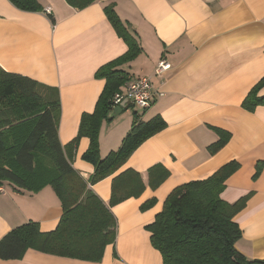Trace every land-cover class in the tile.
<instances>
[{"label": "crops", "instance_id": "crops-1", "mask_svg": "<svg viewBox=\"0 0 264 264\" xmlns=\"http://www.w3.org/2000/svg\"><path fill=\"white\" fill-rule=\"evenodd\" d=\"M42 12H25L9 0H0V67L41 84L57 88L61 101L59 139L69 145L84 114L94 112L105 87L96 72L123 56L128 48L106 14L113 5L129 24L142 51L122 69L129 83L151 77L157 93L143 120L160 115L167 127L145 141L115 175L92 186L110 204L113 179L132 169L147 184L148 170L161 164L170 176L158 189L148 185L139 198L111 208L118 221L115 245L108 246L99 263L28 250L22 259L0 264H163L151 244L147 226L162 212L169 194L178 186L205 180L221 167H241L226 183L222 198L235 203L248 197L235 216L242 230L239 252L264 260V170L255 180L256 165L264 162V106L253 112L243 102L264 77V0H98L77 10L65 0H38ZM52 9V18L44 13ZM161 60L171 68L156 74ZM264 97V87L259 92ZM134 109L126 108L105 122L99 142L101 156L117 150L129 132ZM137 113V112H136ZM216 129L231 134L217 153L208 148L219 140ZM90 140H79L73 166L89 180L94 167L83 160ZM0 240L11 230L36 222L43 232L56 229L63 214L56 193L46 187L37 194L0 187ZM155 205L142 211L151 199Z\"/></svg>", "mask_w": 264, "mask_h": 264}, {"label": "trees", "instance_id": "trees-1", "mask_svg": "<svg viewBox=\"0 0 264 264\" xmlns=\"http://www.w3.org/2000/svg\"><path fill=\"white\" fill-rule=\"evenodd\" d=\"M25 12H42L38 0H9ZM83 10L98 0H65ZM105 14L127 45L120 58L102 66L95 77L105 80V87L91 114H84L77 137L67 146L59 139L61 101L57 88L31 78L8 73L0 67V187L9 185L15 191L37 194L50 187L60 200L63 214L55 230L43 232L36 222L16 227L0 240V259L19 260L28 250L74 260L99 263L108 246L115 245L118 221L111 208L131 198H139L147 185L156 190L169 178L170 172L161 164L148 170V182L132 169L117 175L112 182L110 204L106 205L92 186L115 175L133 153L148 139L161 132L167 124L160 115L145 121L134 113L133 122L117 150L101 156L100 132L111 122L113 98L128 81L122 69L142 51L131 26L123 22L113 5ZM52 21V15L49 16ZM264 77L252 88L243 107L253 112L264 106L259 92ZM219 140L208 150L217 153L231 139L229 132L216 129ZM90 145L83 160L95 172L86 180L74 168L75 152L81 138ZM241 165L230 162L205 180L192 181L176 187L167 197L161 213L147 226L151 244L163 258V264H264L239 252L237 242L242 230L235 216L245 207L248 197L231 204L222 198L227 180ZM264 170V162L256 165V180ZM151 199L142 211L152 208Z\"/></svg>", "mask_w": 264, "mask_h": 264}, {"label": "built area", "instance_id": "built-area-1", "mask_svg": "<svg viewBox=\"0 0 264 264\" xmlns=\"http://www.w3.org/2000/svg\"><path fill=\"white\" fill-rule=\"evenodd\" d=\"M44 13L50 16L52 15V9L48 7L44 10ZM170 68L171 65L166 60H161L157 66L156 74H162ZM156 98L157 93L154 91L152 78L143 77L129 83L125 92L121 91L115 94L113 108L118 107L124 100L128 99L141 110H148L152 107ZM0 192H5V190L0 188Z\"/></svg>", "mask_w": 264, "mask_h": 264}, {"label": "water", "instance_id": "water-1", "mask_svg": "<svg viewBox=\"0 0 264 264\" xmlns=\"http://www.w3.org/2000/svg\"><path fill=\"white\" fill-rule=\"evenodd\" d=\"M132 105V102L128 99L124 100L118 107L113 108L110 118L115 117L120 114L124 109L129 108Z\"/></svg>", "mask_w": 264, "mask_h": 264}, {"label": "rangeland", "instance_id": "rangeland-1", "mask_svg": "<svg viewBox=\"0 0 264 264\" xmlns=\"http://www.w3.org/2000/svg\"><path fill=\"white\" fill-rule=\"evenodd\" d=\"M130 109H134L135 110V112H137V114L139 115V116H143L145 113H144V111L145 110H141L140 108H138L136 105H131L130 106ZM133 117H134V114H133ZM51 189V188H50Z\"/></svg>", "mask_w": 264, "mask_h": 264}]
</instances>
